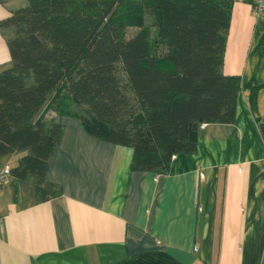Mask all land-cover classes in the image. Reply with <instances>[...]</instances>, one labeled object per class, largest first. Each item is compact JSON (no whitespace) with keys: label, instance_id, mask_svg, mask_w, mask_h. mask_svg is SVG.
<instances>
[{"label":"trees","instance_id":"1","mask_svg":"<svg viewBox=\"0 0 264 264\" xmlns=\"http://www.w3.org/2000/svg\"><path fill=\"white\" fill-rule=\"evenodd\" d=\"M231 0H26L0 22L11 62L0 69V159L41 203L63 126L134 151L132 171L167 174L197 150L202 124L235 121L242 78L222 71ZM131 95V98L128 95Z\"/></svg>","mask_w":264,"mask_h":264},{"label":"crops","instance_id":"2","mask_svg":"<svg viewBox=\"0 0 264 264\" xmlns=\"http://www.w3.org/2000/svg\"><path fill=\"white\" fill-rule=\"evenodd\" d=\"M231 1L222 71L242 78L235 121L200 125L196 152L160 175L132 171V148L54 114L63 134L46 181L62 195L31 201L29 183L10 179L0 264H264V18L252 0ZM24 5L0 0V22ZM10 62L0 31V69Z\"/></svg>","mask_w":264,"mask_h":264},{"label":"built area","instance_id":"3","mask_svg":"<svg viewBox=\"0 0 264 264\" xmlns=\"http://www.w3.org/2000/svg\"><path fill=\"white\" fill-rule=\"evenodd\" d=\"M253 13L256 17L264 18V0H252L251 2ZM11 179V172L8 166L0 170V194L4 190L5 185ZM3 220L0 218V238L2 235Z\"/></svg>","mask_w":264,"mask_h":264},{"label":"rangeland","instance_id":"4","mask_svg":"<svg viewBox=\"0 0 264 264\" xmlns=\"http://www.w3.org/2000/svg\"><path fill=\"white\" fill-rule=\"evenodd\" d=\"M128 97L131 98V95L129 94ZM54 114H57V112L54 110V108H52L51 111L48 112L47 116H49V119H51V117H53ZM8 158L9 159H0V168L4 167L5 165H10L11 163H12L13 166L18 164V162L16 160L17 156L13 155V156L8 157ZM10 158H12V160H10ZM25 187H26V190H27V194L29 196H33V198H31L33 200H31V201H36V198H35L36 196L34 194L35 191H34L33 186L31 185V180L29 181V184H27Z\"/></svg>","mask_w":264,"mask_h":264}]
</instances>
